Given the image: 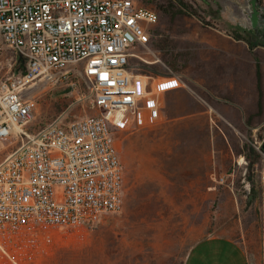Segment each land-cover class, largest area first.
I'll return each mask as SVG.
<instances>
[{
	"label": "built area",
	"instance_id": "built-area-1",
	"mask_svg": "<svg viewBox=\"0 0 264 264\" xmlns=\"http://www.w3.org/2000/svg\"><path fill=\"white\" fill-rule=\"evenodd\" d=\"M156 23L135 0H0V52L22 61V71L0 79V148L14 143L0 158V264H32L55 230L93 229L121 210L113 133L157 125V95L179 85L171 74L129 66L130 59L160 63L147 47ZM73 75L96 113L28 131L30 83L53 86ZM263 142L264 135L253 143L262 158Z\"/></svg>",
	"mask_w": 264,
	"mask_h": 264
},
{
	"label": "rangeland",
	"instance_id": "rangeland-1",
	"mask_svg": "<svg viewBox=\"0 0 264 264\" xmlns=\"http://www.w3.org/2000/svg\"><path fill=\"white\" fill-rule=\"evenodd\" d=\"M135 1L157 14L147 47L153 50L160 63L145 65L130 59L129 66L135 73L164 75L168 71L161 64L160 42L163 40L160 31L175 23H188L182 15L197 14L198 7L192 5L193 0ZM219 1L234 20L237 18L234 21L237 24L241 0ZM260 3L264 6V0ZM135 52L150 57L143 47H137ZM15 60L10 50L3 49L0 79L22 71L21 59ZM27 95L34 101L33 119L24 126L28 131L51 121L64 122L96 113L89 108L88 92L77 75L53 86L33 81ZM135 133L145 141L160 140L157 126L114 131L119 161L122 146ZM263 135L264 123L248 141L253 144ZM13 147L11 143L0 148V158ZM231 168L228 166L227 172ZM252 168V195L245 169L233 167L232 177L219 182L217 176L215 197H210L208 203L199 198L198 183L184 182L180 191H176L164 180H149L140 171L129 182L123 181L122 207L118 213L103 216L93 229L55 230L46 253L32 264H182L193 242L216 235L238 241L245 249L249 264H264V187L259 183V176L264 172V158L258 155Z\"/></svg>",
	"mask_w": 264,
	"mask_h": 264
},
{
	"label": "crops",
	"instance_id": "crops-1",
	"mask_svg": "<svg viewBox=\"0 0 264 264\" xmlns=\"http://www.w3.org/2000/svg\"><path fill=\"white\" fill-rule=\"evenodd\" d=\"M192 5L198 13L182 15L188 23L160 31L161 64L179 81L156 97L160 140L133 134L122 146L120 161L122 182L142 171L176 191L184 182L198 183L199 198L208 203L215 197L217 176L221 181L232 177L233 167L246 171V151L253 148L248 138L264 123V47L249 49L229 35L245 30L219 0H193ZM182 264L249 263L238 241L216 235L193 242Z\"/></svg>",
	"mask_w": 264,
	"mask_h": 264
},
{
	"label": "water",
	"instance_id": "water-1",
	"mask_svg": "<svg viewBox=\"0 0 264 264\" xmlns=\"http://www.w3.org/2000/svg\"><path fill=\"white\" fill-rule=\"evenodd\" d=\"M238 9V24L264 46V6L259 0H245ZM261 149H264V142Z\"/></svg>",
	"mask_w": 264,
	"mask_h": 264
},
{
	"label": "trees",
	"instance_id": "trees-1",
	"mask_svg": "<svg viewBox=\"0 0 264 264\" xmlns=\"http://www.w3.org/2000/svg\"><path fill=\"white\" fill-rule=\"evenodd\" d=\"M260 1V0H259ZM181 7H183L184 5H180ZM191 15L195 16V14L191 13ZM204 24H207L205 22H203ZM229 35L233 38V39H242L246 42V44L248 45V48L251 49L254 46L260 45L263 46L262 44H260L250 33L246 32V31H242L241 36L239 34L234 33L233 30H231L229 32ZM264 47V46H263ZM256 79H257V91L259 92V70H258V65L256 64ZM258 157V153H256L253 148H248V150L246 151V156L245 158L247 159V164H246V171H245V178L246 181H248L249 183V190L251 195L253 194V164L255 162V159Z\"/></svg>",
	"mask_w": 264,
	"mask_h": 264
}]
</instances>
